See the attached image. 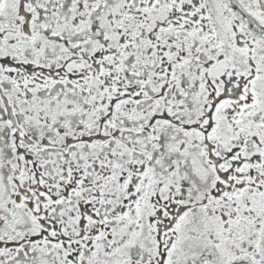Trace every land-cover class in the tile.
Returning a JSON list of instances; mask_svg holds the SVG:
<instances>
[{
	"label": "snow or ice",
	"instance_id": "obj_1",
	"mask_svg": "<svg viewBox=\"0 0 264 264\" xmlns=\"http://www.w3.org/2000/svg\"><path fill=\"white\" fill-rule=\"evenodd\" d=\"M0 264H264V0H0Z\"/></svg>",
	"mask_w": 264,
	"mask_h": 264
}]
</instances>
